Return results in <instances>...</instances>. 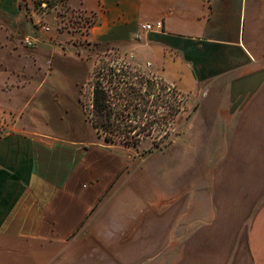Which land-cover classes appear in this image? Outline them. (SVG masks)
<instances>
[{"label":"crops","instance_id":"0c3cea01","mask_svg":"<svg viewBox=\"0 0 264 264\" xmlns=\"http://www.w3.org/2000/svg\"><path fill=\"white\" fill-rule=\"evenodd\" d=\"M67 2L0 0V264H264V0ZM110 51L195 98L152 158L86 117Z\"/></svg>","mask_w":264,"mask_h":264},{"label":"trees","instance_id":"16d2710c","mask_svg":"<svg viewBox=\"0 0 264 264\" xmlns=\"http://www.w3.org/2000/svg\"><path fill=\"white\" fill-rule=\"evenodd\" d=\"M87 85L90 87L88 101L84 100L83 90L82 105L87 119L106 142L136 146L154 134L167 138L172 132L166 125L181 109L175 86L133 71L126 63L114 59L97 64ZM163 93L169 98L161 97Z\"/></svg>","mask_w":264,"mask_h":264},{"label":"rangeland","instance_id":"374dc122","mask_svg":"<svg viewBox=\"0 0 264 264\" xmlns=\"http://www.w3.org/2000/svg\"><path fill=\"white\" fill-rule=\"evenodd\" d=\"M68 0H48L49 4L44 0L41 2L40 0H32V4L35 10L38 12H42V10L46 9L48 6L50 7H56L57 13H58V26L60 29H71L72 31H78L84 33L90 24L92 20V16L85 14L79 10H73L70 11L68 7ZM114 59L116 62H122L126 63L130 69L133 71L137 70L140 71V73L151 75L152 77H156L159 80L164 81L161 77L158 75H155L151 73L148 67H140L128 56L122 54L121 52L117 51H110L107 54L105 53H97L93 55V61H92V68L100 64L103 60L111 61ZM90 73V74H91ZM167 83V82H166ZM170 86H174L170 83H167ZM90 87L87 85V87H84V100L88 101V95H89ZM179 103L181 104L180 111L174 115V118L170 121L167 127H170L171 133L167 138H161L160 134H154L152 137H147L142 139V141L137 145L139 153L142 154V156H149L152 158V149L154 147L163 148L167 145H169L172 140L181 133L182 125L184 122H186V119L188 117V114L191 112L193 108V101L195 98H191L189 94L182 92L179 90ZM164 99H168L169 96L163 93L161 95ZM172 102L175 100L174 96L171 98ZM177 104V103H175ZM178 137V136H177ZM179 143V140H178Z\"/></svg>","mask_w":264,"mask_h":264},{"label":"built area","instance_id":"2783aa9c","mask_svg":"<svg viewBox=\"0 0 264 264\" xmlns=\"http://www.w3.org/2000/svg\"><path fill=\"white\" fill-rule=\"evenodd\" d=\"M162 27H163V22L160 19L152 21V22H143L141 24V28L145 31L162 29ZM24 43L27 45L33 46L35 44V40L32 38H24Z\"/></svg>","mask_w":264,"mask_h":264}]
</instances>
